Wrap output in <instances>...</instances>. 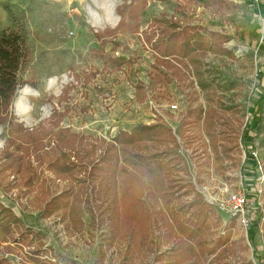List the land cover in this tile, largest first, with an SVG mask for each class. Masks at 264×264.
Listing matches in <instances>:
<instances>
[{"label": "rangeland", "instance_id": "rangeland-1", "mask_svg": "<svg viewBox=\"0 0 264 264\" xmlns=\"http://www.w3.org/2000/svg\"><path fill=\"white\" fill-rule=\"evenodd\" d=\"M99 3L106 14V0ZM118 6L119 25L98 31L86 23L80 0H0V31L23 26L28 38L31 59L19 76L41 92L31 100L28 126L14 113L16 95L14 117L0 123V140L7 141L0 150V223L36 230L37 252L19 246L9 252L0 227V258L264 264V191L250 229L219 206L225 190L254 175L242 163L247 146L264 171V102L259 121L250 118L264 95V0H118ZM162 17L219 32L233 56L196 50L185 79L166 81L151 47ZM53 76L68 80L59 96L44 90ZM42 106L50 117L40 119ZM156 123L176 140L113 141L121 130ZM104 153L107 168L91 173ZM195 200L211 210L190 235L171 212Z\"/></svg>", "mask_w": 264, "mask_h": 264}, {"label": "trees", "instance_id": "trees-1", "mask_svg": "<svg viewBox=\"0 0 264 264\" xmlns=\"http://www.w3.org/2000/svg\"><path fill=\"white\" fill-rule=\"evenodd\" d=\"M119 7L117 8L118 12ZM172 19V17H162L160 21L158 20L156 22L159 39L151 44L155 52L153 64L159 69L160 73L162 72L166 81L172 78L176 79V81L185 79L184 68L188 67V62H192L190 56L196 50L202 49L216 54L233 56L231 49L224 46V43L227 41L226 36L214 30L202 29L199 25L182 23L178 19V21L176 19L173 21ZM158 29L161 31L160 33ZM30 59L31 50L23 26L8 27L0 31V123L5 122L9 117H14L10 112V105L19 86L28 83L26 80H21L19 75L28 65ZM186 81L192 83L191 79H186ZM68 87L66 86V90ZM263 102L264 95L255 103V110L252 111L250 117L251 121L252 119L256 122L259 121V113L261 112ZM193 112L194 110H190V113ZM248 132V130H245V135ZM165 136L170 137L173 141L176 140L171 128L165 124H138L130 131H119L113 137V141L120 144H133L136 142L162 139ZM109 157L104 153L100 157L99 162L90 165V172L105 170ZM71 167L73 169V166ZM199 171L202 172V169ZM170 193L167 196L172 195ZM54 200L55 198L49 201L47 205H52ZM172 210H174V213L171 212V215L175 214V217H178L177 219H181L177 221L178 227L183 231H187L188 234L194 235L199 228L201 229V226H197L199 220L202 218L201 221L205 223V219L211 208L204 201L200 202L199 200H195L192 203H188L185 209L182 207H172ZM190 210L193 211L189 213ZM255 212L257 219L260 218L259 206H256ZM10 221L8 223H0V227L6 235L4 242L8 243L5 246L8 248V251L12 252L13 249L19 246L22 248L29 247L28 249L32 248L33 253H36L37 250H33L35 249L34 242L40 239L39 233L36 230L26 227L21 230L16 228L11 230ZM202 222L201 225H203ZM17 224H19V220ZM41 261L48 264H58L57 261H52L49 258ZM9 262L8 258L1 256L0 264H8Z\"/></svg>", "mask_w": 264, "mask_h": 264}, {"label": "clouds", "instance_id": "clouds-1", "mask_svg": "<svg viewBox=\"0 0 264 264\" xmlns=\"http://www.w3.org/2000/svg\"><path fill=\"white\" fill-rule=\"evenodd\" d=\"M80 6L85 16L86 23L95 30L103 31L107 28H116L120 23L121 17L117 11L118 0H106V4L103 6L106 10V14L104 15H101L102 6L99 0H80ZM25 79H27V77H25ZM67 83V77H49L44 86V90L47 93L59 96L62 94L63 88ZM15 95L17 103L14 108V113L21 122H24L26 126H28L26 122L34 111V105L31 103V100L39 98L41 92L29 84H24L19 86ZM25 98H28L27 102L22 103ZM41 111L42 116L40 119L50 117L52 114L49 106H42ZM0 131H2V129H0ZM6 144V140H0V150H3Z\"/></svg>", "mask_w": 264, "mask_h": 264}, {"label": "built area", "instance_id": "built-area-1", "mask_svg": "<svg viewBox=\"0 0 264 264\" xmlns=\"http://www.w3.org/2000/svg\"><path fill=\"white\" fill-rule=\"evenodd\" d=\"M176 109V103L169 104L170 111H175ZM243 155L245 158L242 163L246 165L250 164L254 175L249 179L247 178L248 182L245 181V185L241 180L242 185L240 188L225 190L224 197L220 201L219 206L226 210L228 215L234 218L243 229L247 230L251 228L254 222L252 214L256 215L255 209L256 206H259L257 203H259L258 200L264 191V171L261 162L256 158L257 151L252 146H247L246 152L243 151ZM250 193L253 194L255 199L251 200ZM251 209H253L252 214L250 213Z\"/></svg>", "mask_w": 264, "mask_h": 264}]
</instances>
